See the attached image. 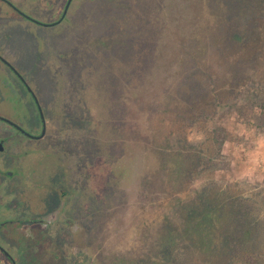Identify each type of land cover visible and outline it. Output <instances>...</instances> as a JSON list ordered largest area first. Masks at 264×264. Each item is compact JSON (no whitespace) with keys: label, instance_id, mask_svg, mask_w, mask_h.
Returning a JSON list of instances; mask_svg holds the SVG:
<instances>
[{"label":"rangeland","instance_id":"rangeland-1","mask_svg":"<svg viewBox=\"0 0 264 264\" xmlns=\"http://www.w3.org/2000/svg\"><path fill=\"white\" fill-rule=\"evenodd\" d=\"M11 1L35 20L0 16V51L64 161L94 166L100 264H264V0H73L59 23L67 0Z\"/></svg>","mask_w":264,"mask_h":264},{"label":"flooded vegetation","instance_id":"flooded-vegetation-1","mask_svg":"<svg viewBox=\"0 0 264 264\" xmlns=\"http://www.w3.org/2000/svg\"><path fill=\"white\" fill-rule=\"evenodd\" d=\"M72 1H66L55 22L64 19ZM0 3V16L5 19L14 11L35 20L11 0ZM0 98L12 112H0V264H40L37 256L45 251L53 264H100L94 255L101 227L95 219L94 166L64 161L54 144L56 134L49 130L51 124L24 72L1 51ZM29 98L38 110L36 124H31ZM16 162L29 168L23 185L17 181ZM38 172L48 177L58 174V181L52 187L38 179ZM41 186L54 189L56 199L37 210L30 191L41 190ZM97 212L104 217L101 210ZM53 245L60 250L58 256L50 249Z\"/></svg>","mask_w":264,"mask_h":264},{"label":"trees","instance_id":"trees-1","mask_svg":"<svg viewBox=\"0 0 264 264\" xmlns=\"http://www.w3.org/2000/svg\"><path fill=\"white\" fill-rule=\"evenodd\" d=\"M235 204H236V206L238 205L239 207H241L240 209H241V212H240V215H238V216H236V218L238 219V220H241V222L243 223H248V222H250V219H252V217L250 216V211L251 210H249V209H244L243 207L246 205L245 203H244V201L242 200V199H235ZM246 207V206H245ZM240 222V223H241ZM256 224H258V221L257 222H255L254 224H252V226L254 225V226H256ZM259 229V228H258ZM260 232V231H259ZM247 233H249V230L247 231H245V232H241V236H239V238H243L244 240H245V238H247V236H246V234ZM257 234H259L258 232H257V230H256V233H253V235H257ZM261 234V233H260Z\"/></svg>","mask_w":264,"mask_h":264},{"label":"water","instance_id":"water-1","mask_svg":"<svg viewBox=\"0 0 264 264\" xmlns=\"http://www.w3.org/2000/svg\"><path fill=\"white\" fill-rule=\"evenodd\" d=\"M29 16V15H28ZM30 17V16H29ZM46 25H47V23H46Z\"/></svg>","mask_w":264,"mask_h":264}]
</instances>
